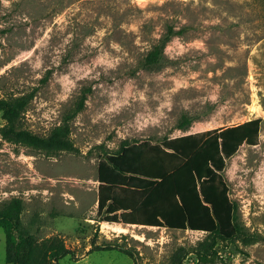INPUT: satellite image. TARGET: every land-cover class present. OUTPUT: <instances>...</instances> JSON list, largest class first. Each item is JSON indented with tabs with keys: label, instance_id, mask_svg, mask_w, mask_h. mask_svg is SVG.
<instances>
[{
	"label": "rangeland",
	"instance_id": "1",
	"mask_svg": "<svg viewBox=\"0 0 264 264\" xmlns=\"http://www.w3.org/2000/svg\"><path fill=\"white\" fill-rule=\"evenodd\" d=\"M170 26L179 33L161 66L145 67ZM29 93L23 126L41 136L87 95L71 122L75 151H36L0 134V204L23 200L22 226L37 251L63 244L74 256L61 264H170L206 234L104 229L100 160L125 139L157 143L257 118L258 143L242 145L223 175L243 225L264 235V0H0V97ZM183 116L192 119L186 130ZM108 243L132 255L90 252ZM218 252L216 264H264V240ZM0 264H10L1 227Z\"/></svg>",
	"mask_w": 264,
	"mask_h": 264
},
{
	"label": "trees",
	"instance_id": "2",
	"mask_svg": "<svg viewBox=\"0 0 264 264\" xmlns=\"http://www.w3.org/2000/svg\"><path fill=\"white\" fill-rule=\"evenodd\" d=\"M172 26L144 59L147 68L160 67L167 43L178 34ZM34 94L0 97L2 138L36 151H75L71 122L85 108L87 95L76 102L60 124L47 136L24 128L23 119ZM262 119L211 129L152 143L125 139L120 147L99 162L98 222L202 231L196 246L179 247L170 264H183L193 254L197 264H216L218 246L251 245L264 235L250 232L240 220L238 206L230 198L224 179L226 163L244 145L259 141ZM192 119L183 116L179 128L186 130ZM23 200L14 197L0 204V227L6 235V261L10 264H61L74 252L63 244L37 251L34 237L22 226ZM119 250L120 245H94L90 252Z\"/></svg>",
	"mask_w": 264,
	"mask_h": 264
},
{
	"label": "bare ground",
	"instance_id": "3",
	"mask_svg": "<svg viewBox=\"0 0 264 264\" xmlns=\"http://www.w3.org/2000/svg\"><path fill=\"white\" fill-rule=\"evenodd\" d=\"M104 225H105L104 229H106L107 231L108 230L118 231V232H128L129 231V229L127 227L122 226L121 224L120 225H118V224L113 225V224L105 223Z\"/></svg>",
	"mask_w": 264,
	"mask_h": 264
}]
</instances>
